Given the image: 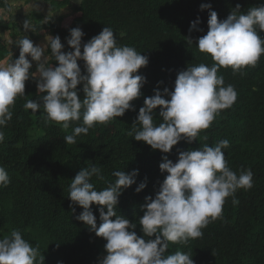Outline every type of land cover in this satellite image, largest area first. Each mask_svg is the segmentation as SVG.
I'll return each mask as SVG.
<instances>
[{
    "label": "trees",
    "instance_id": "1",
    "mask_svg": "<svg viewBox=\"0 0 264 264\" xmlns=\"http://www.w3.org/2000/svg\"><path fill=\"white\" fill-rule=\"evenodd\" d=\"M76 11L2 88L0 264H264V0Z\"/></svg>",
    "mask_w": 264,
    "mask_h": 264
},
{
    "label": "rangeland",
    "instance_id": "2",
    "mask_svg": "<svg viewBox=\"0 0 264 264\" xmlns=\"http://www.w3.org/2000/svg\"><path fill=\"white\" fill-rule=\"evenodd\" d=\"M7 1L11 6V12L8 13L3 8H0V19L2 18V24L7 23L10 25V21H15L23 30L16 32L12 36L9 31H4L0 28V40L9 42L10 46L16 45V50L8 61L0 64V96L2 88L5 85V80L10 82V87L6 91V95H9L16 89L19 84V79L24 75L29 66L37 68L35 71L36 76L41 77L44 75L49 62L47 45L51 37L48 31L37 33L33 30L32 26L37 23L36 18L42 15L44 21L58 22L61 26L67 27L75 17L80 15L76 11V7L83 2V0H73L70 7L58 12H53L50 3L42 0ZM37 14H39V16L35 18ZM65 45L67 46V42ZM63 56H69V52L66 49L63 51ZM79 58L80 56L77 53L70 55V60H78ZM115 86L117 92L124 91L126 87H132V82L127 83L125 85L126 87L123 88L120 85ZM107 110L114 111L112 108H108Z\"/></svg>",
    "mask_w": 264,
    "mask_h": 264
},
{
    "label": "built area",
    "instance_id": "3",
    "mask_svg": "<svg viewBox=\"0 0 264 264\" xmlns=\"http://www.w3.org/2000/svg\"><path fill=\"white\" fill-rule=\"evenodd\" d=\"M123 88V87H122ZM121 88V90H122ZM124 91H118L117 93H115L114 97H112L113 99L120 97L121 95H123Z\"/></svg>",
    "mask_w": 264,
    "mask_h": 264
}]
</instances>
